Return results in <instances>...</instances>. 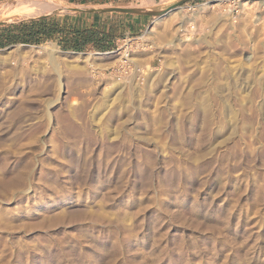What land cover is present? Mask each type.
I'll return each instance as SVG.
<instances>
[{
  "label": "rangeland",
  "instance_id": "374dc122",
  "mask_svg": "<svg viewBox=\"0 0 264 264\" xmlns=\"http://www.w3.org/2000/svg\"><path fill=\"white\" fill-rule=\"evenodd\" d=\"M34 1L51 8L8 16ZM181 1L126 34L68 0H0V29L115 39L0 48V264H264V6Z\"/></svg>",
  "mask_w": 264,
  "mask_h": 264
},
{
  "label": "crops",
  "instance_id": "0c3cea01",
  "mask_svg": "<svg viewBox=\"0 0 264 264\" xmlns=\"http://www.w3.org/2000/svg\"><path fill=\"white\" fill-rule=\"evenodd\" d=\"M156 2V0H153ZM69 3L79 4L80 7L85 9L80 10V16L82 15H92L93 18L99 17V15H104L106 19H112L113 15H119V18L124 21L123 27L126 34H133L137 32L142 27L146 26L147 19L152 17L149 14H130V13H120V12H102L98 13L100 10L109 9H136V10H147L152 8V0H68ZM143 3L147 4V7L143 6ZM95 11V12H93ZM107 22L106 24H100V21L92 22L89 26L84 28L83 24L79 28L66 29L63 34H58L56 36H61V45L67 44L70 47L82 48L80 51L92 46L93 48H102L113 46L115 39L110 32L111 25ZM80 26V25H79ZM101 27V28H100ZM55 36V37H56ZM53 37V38H55ZM75 50L76 49H72Z\"/></svg>",
  "mask_w": 264,
  "mask_h": 264
},
{
  "label": "trees",
  "instance_id": "16d2710c",
  "mask_svg": "<svg viewBox=\"0 0 264 264\" xmlns=\"http://www.w3.org/2000/svg\"><path fill=\"white\" fill-rule=\"evenodd\" d=\"M51 20L49 18H44L40 20H33L30 22H23L20 24H10L0 29V34L3 36V43H0V48L4 47L6 44H12L18 41H23L25 43H40L44 40L51 39L58 34H63L65 28H61L57 24L51 25ZM65 51H71L76 49L80 51V48L70 47L67 44H62ZM102 49V48H100Z\"/></svg>",
  "mask_w": 264,
  "mask_h": 264
},
{
  "label": "bare ground",
  "instance_id": "6f19581e",
  "mask_svg": "<svg viewBox=\"0 0 264 264\" xmlns=\"http://www.w3.org/2000/svg\"><path fill=\"white\" fill-rule=\"evenodd\" d=\"M247 4V3H246ZM249 4V3H248ZM251 4H253V5H259L260 7L261 6H264V0H258V1H256V2H253V3H251ZM20 5V4H19ZM252 5V6H253ZM242 6L244 7V6H246V5H243L242 4ZM19 7V6H18ZM257 7V6H256ZM40 8H42V9H44V10H49L50 8H51V6H50V4L48 5V4H43V3H39V2H36V1H34V2H25V3H22L21 2V5H20V7H19V9L17 8H15L16 9V11L13 13V14H10V15H8V16H12V15H14V14H23V15H30L31 16V14L32 13H34V11L36 10V12L35 13H38L39 14V11H40ZM41 12V11H40ZM184 17V16H183ZM5 18H9V17H4V19ZM185 19V18H184ZM187 20V19H186ZM179 21H182L181 19H179ZM185 21L182 23V26H184L185 24ZM124 48V47H123ZM126 52H127V50H125V51H123V53H121V55H124V58L126 57V59H128V55L126 54ZM86 69V68H85ZM88 75V74H87ZM88 77V76H87ZM80 78L82 79V80H85L86 79V72L85 73H83V74H80ZM100 78V77H99ZM88 79V78H87ZM89 80V79H88ZM29 82H30V80H29ZM27 85H28V83H26ZM29 85L31 86L32 84L31 83H29ZM34 86H33V89H32V91L33 90H36V89H38L37 88V86H35V84H33ZM38 85V84H37ZM40 85V84H39ZM24 86V85H23ZM32 87V86H31ZM28 88H30V87H28ZM39 89H40V87H39ZM90 89V88H89ZM135 89V88H134ZM22 90V89H21ZM24 90H25V88H24ZM23 90V91H24ZM30 91V90H29ZM30 92L31 94L33 93V92ZM120 91H122V90H120ZM140 91V90H139ZM138 92V91H137ZM92 93V92H91ZM14 102V101H13ZM16 103V102H15ZM77 104V103H76ZM5 112H8V110L7 111H5ZM9 113V112H8ZM2 116H4L3 114H2ZM175 174H177V173H175Z\"/></svg>",
  "mask_w": 264,
  "mask_h": 264
},
{
  "label": "water",
  "instance_id": "95a60500",
  "mask_svg": "<svg viewBox=\"0 0 264 264\" xmlns=\"http://www.w3.org/2000/svg\"><path fill=\"white\" fill-rule=\"evenodd\" d=\"M188 0L179 2L175 7L182 5ZM95 12V11H93ZM97 12H120V13H130V14H149L151 16H160L162 13L158 11H146V10H136V9H109V10H100Z\"/></svg>",
  "mask_w": 264,
  "mask_h": 264
}]
</instances>
